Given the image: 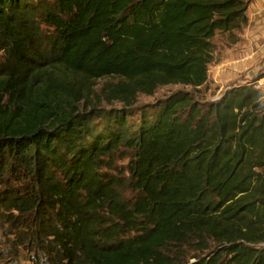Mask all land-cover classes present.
Here are the masks:
<instances>
[{"label": "trees", "instance_id": "obj_1", "mask_svg": "<svg viewBox=\"0 0 264 264\" xmlns=\"http://www.w3.org/2000/svg\"><path fill=\"white\" fill-rule=\"evenodd\" d=\"M250 1L0 0V257L264 264V70L200 97Z\"/></svg>", "mask_w": 264, "mask_h": 264}, {"label": "crops", "instance_id": "obj_2", "mask_svg": "<svg viewBox=\"0 0 264 264\" xmlns=\"http://www.w3.org/2000/svg\"><path fill=\"white\" fill-rule=\"evenodd\" d=\"M248 23L238 32V39L228 43L215 59L219 80H231L245 73L257 75L264 69V0H251L247 8ZM264 89V77L257 80ZM257 84V85H258Z\"/></svg>", "mask_w": 264, "mask_h": 264}, {"label": "rangeland", "instance_id": "obj_3", "mask_svg": "<svg viewBox=\"0 0 264 264\" xmlns=\"http://www.w3.org/2000/svg\"><path fill=\"white\" fill-rule=\"evenodd\" d=\"M216 40H217V43H218L217 48H218V54H219V53H221V49L225 48V44H222L219 41L218 37H217ZM215 63H216V61H213L209 65L208 83H207V85L205 87L203 86L202 89H201V92H202L201 93L202 96L200 95L201 99H205V100H208V101L216 100L222 94V92H224L226 90V88L229 85H231V83H240L242 81V79H244V76H245V73H243V74H241V76L236 77L235 79H233V78L231 80H223L222 79V81H220L219 77L216 74V70L214 69L215 68ZM251 76H253V75H248V79ZM176 88H177L176 85H169V86H165V87H160V88H157L155 90L154 94L151 95V96L145 95V94H138L137 100L139 102H141V103L152 102L156 98L162 97L163 95H165L169 91H171L173 89H176ZM122 162H125V159H123V161H118V164H121ZM3 240H4V238L0 234V249L5 246V243H1V242H3ZM6 259L7 258L5 256H1L0 257V264H8L7 263L8 261Z\"/></svg>", "mask_w": 264, "mask_h": 264}]
</instances>
